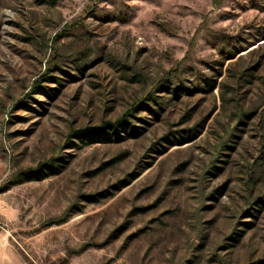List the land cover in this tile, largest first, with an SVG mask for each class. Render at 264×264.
<instances>
[{
    "label": "rangeland",
    "instance_id": "1",
    "mask_svg": "<svg viewBox=\"0 0 264 264\" xmlns=\"http://www.w3.org/2000/svg\"><path fill=\"white\" fill-rule=\"evenodd\" d=\"M230 49L242 52L223 61ZM258 62L236 88L233 74ZM127 111L120 143L74 135ZM204 120L195 140L172 142ZM50 160L56 175L20 176ZM101 192L112 195L87 202ZM11 255L264 260V0H0V264Z\"/></svg>",
    "mask_w": 264,
    "mask_h": 264
},
{
    "label": "trees",
    "instance_id": "2",
    "mask_svg": "<svg viewBox=\"0 0 264 264\" xmlns=\"http://www.w3.org/2000/svg\"><path fill=\"white\" fill-rule=\"evenodd\" d=\"M242 49V48H241ZM241 49H230L227 55L223 58V61H228L234 59L240 52H242ZM246 49V48H245ZM244 49V50H245ZM260 62L256 63L253 68H248L246 70H243L237 74H233V78L235 79V86L236 88L242 87L244 84H253L254 78H255V72L257 73V68L259 66ZM167 75H170L169 73ZM207 92L211 93L212 90L215 87V81H212L211 83L207 84ZM35 86L33 87L31 93L34 91ZM165 92L169 93L170 95L177 97L180 93H192V90L186 89L182 84L175 85L174 83L170 81H166V87ZM30 93V94H31ZM29 94V95H30ZM28 95V96H29ZM27 96V97H28ZM153 102V98H151ZM136 109L133 110L135 112ZM129 117H131V111H127L124 113L119 119H117L114 122H108L104 123L101 127L96 128H86L84 130H79L75 132L74 135H77L76 137L79 138V140L86 141L90 138H95L97 141H99L100 144H107L113 142L120 143L121 137L118 135L121 130H124L125 128H128L129 126ZM205 124V120L203 122H200L199 124H195L190 128H187L183 131L182 134H177V137L173 136L172 142H176L175 145H184L187 143L192 142L195 140L201 131L203 130V126ZM108 130L110 133H108ZM171 144V143H169ZM159 155H162L163 152L158 151ZM151 163H146L144 167H142L138 173H133L132 175L128 176L129 179L127 180H120L118 184L115 186L114 191L119 192L123 188L127 187L129 182L135 178H137L144 170L149 168ZM60 161L58 160H50L48 163H43L36 167L35 169L29 170L25 173H21L20 176L23 178H27V180H33V181H40L43 179L48 178L49 176L56 175L59 172V169H61ZM109 195H112V193H109L108 195H104V193H96L92 197H89L87 199V202L92 203H98L101 202L102 199H106ZM145 211L144 209H141V212ZM249 214V212H247ZM66 219L59 221L60 223L65 222ZM120 231H117V233ZM240 234V233H239ZM120 235H118L116 238H118ZM255 264H264V260H261Z\"/></svg>",
    "mask_w": 264,
    "mask_h": 264
},
{
    "label": "crops",
    "instance_id": "3",
    "mask_svg": "<svg viewBox=\"0 0 264 264\" xmlns=\"http://www.w3.org/2000/svg\"><path fill=\"white\" fill-rule=\"evenodd\" d=\"M11 264H19L17 263V261L15 260V258L11 255Z\"/></svg>",
    "mask_w": 264,
    "mask_h": 264
}]
</instances>
